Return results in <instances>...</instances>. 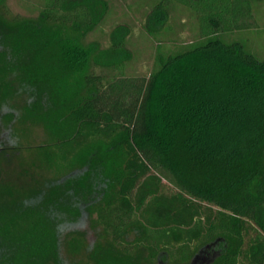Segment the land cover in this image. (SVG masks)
<instances>
[{
    "label": "trees",
    "instance_id": "1",
    "mask_svg": "<svg viewBox=\"0 0 264 264\" xmlns=\"http://www.w3.org/2000/svg\"><path fill=\"white\" fill-rule=\"evenodd\" d=\"M181 1L202 6L201 37L147 76L126 73L124 33L97 56L82 43L93 0L4 10L0 98L26 99L60 176L0 182V264H264V59L220 37L253 0ZM86 216L101 234L69 260L64 235Z\"/></svg>",
    "mask_w": 264,
    "mask_h": 264
},
{
    "label": "rangeland",
    "instance_id": "2",
    "mask_svg": "<svg viewBox=\"0 0 264 264\" xmlns=\"http://www.w3.org/2000/svg\"><path fill=\"white\" fill-rule=\"evenodd\" d=\"M97 18L93 30L83 38L85 46L94 45V55L107 48L117 32L124 33L125 70L128 75H149L158 65L160 54L179 53L199 41L203 28L200 4L181 0H93ZM160 1L165 9L160 21L154 20V7ZM43 0H0V21L10 25L9 17L19 15L35 18ZM250 19H239L242 27L223 31L220 37L227 43L240 42L245 49L264 59V0H253ZM7 16V15H6ZM7 16V18H9ZM11 19V18H10ZM14 77V76H12ZM26 99L18 94L8 103L0 98V182L34 185L42 180L57 179L60 173L45 165L40 147L54 141L43 125L34 123L26 111ZM11 117L14 119L9 120ZM101 230L91 216L64 235V255L69 260L89 261L90 248L97 242ZM73 239L80 248L71 250ZM159 264V263H157Z\"/></svg>",
    "mask_w": 264,
    "mask_h": 264
},
{
    "label": "flooded vegetation",
    "instance_id": "3",
    "mask_svg": "<svg viewBox=\"0 0 264 264\" xmlns=\"http://www.w3.org/2000/svg\"><path fill=\"white\" fill-rule=\"evenodd\" d=\"M202 262H204V260H203ZM200 263H201V262H200Z\"/></svg>",
    "mask_w": 264,
    "mask_h": 264
}]
</instances>
